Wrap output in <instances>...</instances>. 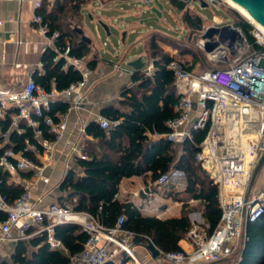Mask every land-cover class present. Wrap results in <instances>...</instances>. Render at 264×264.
Segmentation results:
<instances>
[{"label":"built area","instance_id":"2783aa9c","mask_svg":"<svg viewBox=\"0 0 264 264\" xmlns=\"http://www.w3.org/2000/svg\"><path fill=\"white\" fill-rule=\"evenodd\" d=\"M137 1L140 6L155 3V0ZM205 1L216 3L215 0ZM42 2L34 0V8H40ZM33 20L56 49L59 31L49 33V23L37 12ZM230 24L233 25L214 16L201 31L198 44L214 66L195 71L183 60L175 58L169 62L167 67L174 73L179 95L174 106L176 115L167 121L168 132L149 133V137L165 138L175 145H182L192 138L193 129H208L197 158L218 185L222 215L212 233L208 230L209 225L192 218L184 236V240L190 243L188 249L181 247L164 251L156 244L160 257L154 258L146 248L141 259L135 242L137 235L123 227L124 214L118 217L114 226H106L88 212L74 211L57 202L44 203L43 196L36 195L39 182L49 181L44 170L54 159L57 140L67 130L68 112L80 108L87 98L91 68L86 57L70 55V45H66L54 60L63 58V67L73 66L81 73L80 80L58 89L54 81L47 88L29 76L20 86L0 88V118L5 119L8 114L11 118L9 130L3 134L4 140L0 143L1 148L9 141L10 132L22 134L29 127L32 137H25L24 148L38 160L41 155L45 160L44 163L37 162L26 157L22 150L16 151L12 147L4 148L0 153V171L8 174V182L22 187L20 195L12 201L0 190V210L6 212V218L0 221V246L28 240L45 232L51 247L61 248L63 245L55 237V227L73 221L83 227L88 239L83 250L72 256L71 264H105L117 260H125L124 264H147L151 259L171 264H198L232 257L240 239H245V222L264 213V188L245 201L253 169L264 153V37L250 23L255 37V43H252L240 27L233 25L238 29L234 30ZM210 27H217V32L211 38H204L203 33ZM207 42L215 45L211 51L205 50ZM153 70V60H150L144 67V73L151 75ZM58 101L66 102L67 110L56 120L53 110ZM98 122L102 128L114 124L105 116H100ZM44 131L54 138L44 136ZM72 150L80 159L87 158L81 147L73 145ZM180 179H186L184 172L173 168L143 187L141 193L152 195L156 188L178 184ZM119 196L118 190L115 198ZM245 206L246 217L243 213Z\"/></svg>","mask_w":264,"mask_h":264},{"label":"trees","instance_id":"16d2710c","mask_svg":"<svg viewBox=\"0 0 264 264\" xmlns=\"http://www.w3.org/2000/svg\"><path fill=\"white\" fill-rule=\"evenodd\" d=\"M190 1L169 0L177 11L183 12V22L194 31H200L204 27V19L188 7ZM83 3L84 0H56L52 10L47 11L46 0H43L41 7L36 10L49 23V33L53 30L60 33L56 39V49L48 47L42 55L45 72L33 74L35 80L47 88H50L52 81L58 89H64L81 79V73L73 66L63 67V58L57 61L54 58L66 45H70L72 56L90 55L91 44L84 41L75 30L83 23ZM233 24L242 29L248 41L255 43L253 27L248 21L239 18L233 20ZM158 37L160 35L155 33L148 42L149 56L154 64L153 73L146 75L143 69L135 71L133 79L136 85L123 92V109L109 107L103 111V115L114 124L102 128L97 121H91L86 126L85 132L98 139L99 145L90 144L86 147L87 158L79 159L82 174L73 169L68 171L61 182L62 195L57 203L74 211L88 212L106 226H114L118 217L124 214V228L137 236H148L164 251H172L181 249L179 242L190 228L188 212L184 211L180 217L160 218L143 214L133 202L115 198L124 177L150 173L151 181H155L161 174L177 168L184 172L187 185L183 190L173 191V197L199 200L210 233L221 219L218 185L197 158L208 129H193L192 138L182 145H175L165 138L153 140L149 137V133L168 132L167 121L176 115L174 106L179 97L174 73L167 67L175 55L161 48ZM97 62L96 57H90L88 66L94 69ZM188 65L193 69L192 65ZM56 104L53 116L58 120L54 114ZM66 108V104L60 103L61 112H65ZM10 122L9 114L5 119L0 118L1 133L9 130ZM3 134H0V142L4 140ZM28 136L32 137L29 127L22 134L10 132L9 141L0 148V153L4 148L12 147L16 151L22 150L26 157L38 162L36 156L24 148V139ZM44 136L54 138L47 131H44ZM179 146L181 152L176 158ZM22 174L28 175L25 172ZM0 190L12 201L20 195L22 187L8 182V174L0 171ZM5 218L6 212L0 210V221ZM55 237L62 242L63 247H51L47 242V234L43 232L16 242L10 260H2L0 264H71L72 256L83 250L88 234L79 224L64 223L55 227ZM222 261L226 264H264V213L255 220L247 221L241 255L238 258L233 255Z\"/></svg>","mask_w":264,"mask_h":264},{"label":"crops","instance_id":"0c3cea01","mask_svg":"<svg viewBox=\"0 0 264 264\" xmlns=\"http://www.w3.org/2000/svg\"><path fill=\"white\" fill-rule=\"evenodd\" d=\"M55 1L46 0L47 11L52 10ZM156 1L160 2L162 0ZM33 3L34 0H0V88L17 87L22 85L29 76H33L34 73L43 74L45 70L41 61L42 55L48 47L55 49V46L48 42L45 33L39 29L38 24L33 20L37 10L34 8ZM136 3L137 6L140 5L137 0H84L81 8L83 23L80 27L84 29L85 35L92 39L91 53L86 59L88 62L90 57H96L98 62L95 68L91 69L87 98L84 104L80 108L68 112L67 130L57 140L54 159L46 165L44 175L49 178V181H40L37 187L36 195L43 196L44 203L59 200L62 195L60 185L69 170L73 169L79 174L83 173V168L79 165L80 158L77 152L72 150V146L81 147L86 154V147L90 144L99 145L98 139L85 132L89 122H98L99 117L104 116L103 111L106 108L123 109L124 106L121 104L124 99L123 92L136 85L133 79L135 71L128 65V62L141 57L146 63L145 66L149 64L152 59L149 56L148 42L153 34L157 33L160 38L177 37V35L171 36L168 33L156 31L152 26L144 27V20L139 23L128 21L129 17L138 15L135 8H133ZM191 4L196 10L195 0H191ZM104 9L110 10V13H113L115 17L104 16ZM178 16L183 23L181 11H178ZM9 18L15 20L11 21ZM89 19L90 22H88ZM99 21H103L108 25L119 22L118 26L124 29L121 32L123 46L117 54L119 60H115L114 55H108V51L102 49V44L108 45V42L106 40L102 44L100 42L105 32L101 30ZM211 21L212 19L209 24ZM87 23H93L94 28L91 25L88 26ZM160 38L158 37V43ZM135 46L138 50L143 47V52L135 51ZM60 103L66 104L63 101L57 102L55 110L57 117L64 113L59 109ZM0 134L3 133L0 131ZM151 139L156 140L157 138L151 137ZM39 158L40 163L45 162L43 155ZM178 182V184L170 183L158 187L152 195L146 196L141 191L143 187L152 183L150 173L124 177L119 184L120 196L118 199L123 202L135 203L145 215H154L160 218L180 217L186 211L190 219L196 218L204 225H209L203 216V206L199 200L193 198L182 200L173 197V191L183 190L187 185L186 179H180ZM263 188L264 167L255 182L253 193L256 194ZM138 192L139 194H137ZM244 240L242 238L238 242L234 254L236 258L243 251ZM179 244L182 248L188 249L190 247V243L185 241L184 238L180 240ZM14 246L15 244L9 242L1 245L0 260H5L4 257L9 251L11 255ZM137 250L139 257L143 259L146 248L142 243H137ZM117 263H121V261L117 260ZM147 264L171 263L151 259ZM198 264H224V261L201 262Z\"/></svg>","mask_w":264,"mask_h":264},{"label":"rangeland","instance_id":"374dc122","mask_svg":"<svg viewBox=\"0 0 264 264\" xmlns=\"http://www.w3.org/2000/svg\"><path fill=\"white\" fill-rule=\"evenodd\" d=\"M216 3H209L208 6H203L199 0L195 1V6L198 14H200L204 20V27L209 24V21L213 19L214 16L222 17L223 19L232 22L233 20H238L239 18L244 19L252 24V22L239 10L230 6L226 0H215ZM160 3L163 5V15L161 19L155 20V13L152 11V7L155 3H151L149 6H137L134 5L133 8L137 11L138 15H134L129 17L128 21L137 22L144 20V27H154L156 31L168 33L171 36L177 37H163L159 42L161 48L175 55L176 59H180L192 65V68L195 71H201L207 68L214 66L213 61H211L206 52L200 48L199 40L201 37V31H194L190 28L185 22H181L179 20L178 11L170 4L168 0H162ZM191 1L188 4V7L191 8L192 11L196 12L195 8L191 6ZM104 16L115 17L113 13H110V10L104 9ZM183 16V12H181V19ZM208 20V21H207ZM90 22V19L88 20ZM183 28H182V25ZM88 26H92L94 28V24L87 23ZM100 25V24H99ZM117 25V26H116ZM119 22H114L110 24L111 34L108 35L105 29L100 25V28L105 35L103 39L100 40L101 44L104 40L108 42V45L102 44V49L108 51V55H114L115 60H119V56H117L119 50L122 49V27H119ZM253 25V24H252ZM254 27V25H253ZM143 28V27H142ZM141 29V28H140ZM244 34V33H243ZM260 35L261 32H260ZM135 51H139V53L143 52V47L139 50L137 46H135ZM181 148L177 147L176 158L180 156ZM255 186V185H254ZM180 191V190H179ZM182 196H185L184 193H180ZM13 244V243H12ZM10 251L4 257L5 260H10ZM2 261V260H0ZM226 264V263H224Z\"/></svg>","mask_w":264,"mask_h":264},{"label":"water","instance_id":"95a60500","mask_svg":"<svg viewBox=\"0 0 264 264\" xmlns=\"http://www.w3.org/2000/svg\"><path fill=\"white\" fill-rule=\"evenodd\" d=\"M196 1V0H195ZM203 6H208L209 3H207L205 0H199ZM236 2L238 5H240L249 15H251L256 22H258L262 27H264V0H233ZM163 5L159 2L156 1L154 6L152 7L153 13H155V20L161 19L163 15ZM99 24L106 30L107 34L110 35L111 31L109 28V25L103 21H99ZM230 28H233L234 30H238L237 27H234L233 25H229ZM217 27H210L208 28L205 33H203V37L206 38H211L213 35L217 32ZM75 30L81 35L82 39L86 41L87 43L91 44L92 39L88 36L85 35L84 29L81 27H76ZM215 45L207 42L205 44V50L206 51H211L214 48ZM128 65L133 68L134 71L141 70L145 67L146 63L142 60L141 57H138L136 59H133L132 61L128 62ZM264 167V153L260 156L259 160L257 161L252 175L251 179L249 182V186L247 189L246 193V200L248 201L249 197L253 193V188L255 185V182L261 172V170ZM244 216L246 217L247 215V206H245L243 210ZM64 223H74V224H79L77 222L73 221H67ZM62 223V224H64ZM247 224V221L245 222V225ZM80 225V224H79ZM136 243H142L145 248H147L151 253L154 258H159L160 257V251L156 247V243L149 238L148 236H137L135 238ZM124 262V260H123ZM105 264H120L117 263L116 261H108Z\"/></svg>","mask_w":264,"mask_h":264},{"label":"bare ground","instance_id":"6f19581e","mask_svg":"<svg viewBox=\"0 0 264 264\" xmlns=\"http://www.w3.org/2000/svg\"><path fill=\"white\" fill-rule=\"evenodd\" d=\"M226 2L230 6L236 8L241 13H243L257 27V29L261 32V34H262L261 36L264 37V28L258 22H256L255 19L251 15H249L240 5H238L233 0H226Z\"/></svg>","mask_w":264,"mask_h":264}]
</instances>
